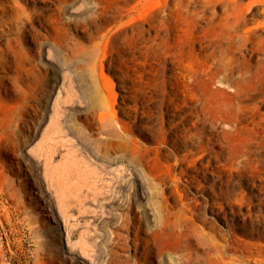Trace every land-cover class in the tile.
I'll list each match as a JSON object with an SVG mask.
<instances>
[{
  "label": "rangeland",
  "instance_id": "1",
  "mask_svg": "<svg viewBox=\"0 0 264 264\" xmlns=\"http://www.w3.org/2000/svg\"><path fill=\"white\" fill-rule=\"evenodd\" d=\"M178 263L264 264V0H0V264Z\"/></svg>",
  "mask_w": 264,
  "mask_h": 264
},
{
  "label": "bare ground",
  "instance_id": "2",
  "mask_svg": "<svg viewBox=\"0 0 264 264\" xmlns=\"http://www.w3.org/2000/svg\"><path fill=\"white\" fill-rule=\"evenodd\" d=\"M179 263H180V260H179ZM179 263H178V264H179Z\"/></svg>",
  "mask_w": 264,
  "mask_h": 264
}]
</instances>
